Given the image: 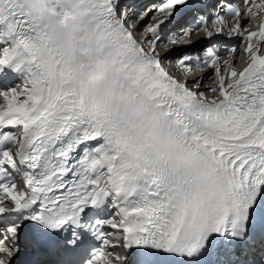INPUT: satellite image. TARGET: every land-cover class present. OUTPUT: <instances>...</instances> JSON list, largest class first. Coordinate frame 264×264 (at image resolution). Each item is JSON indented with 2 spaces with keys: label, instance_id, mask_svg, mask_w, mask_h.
Masks as SVG:
<instances>
[{
  "label": "snow or ice",
  "instance_id": "obj_1",
  "mask_svg": "<svg viewBox=\"0 0 264 264\" xmlns=\"http://www.w3.org/2000/svg\"><path fill=\"white\" fill-rule=\"evenodd\" d=\"M0 264H264V0H0Z\"/></svg>",
  "mask_w": 264,
  "mask_h": 264
},
{
  "label": "bare ground",
  "instance_id": "obj_2",
  "mask_svg": "<svg viewBox=\"0 0 264 264\" xmlns=\"http://www.w3.org/2000/svg\"><path fill=\"white\" fill-rule=\"evenodd\" d=\"M149 0H124L125 4L133 5L137 11L143 9ZM151 4V3H150Z\"/></svg>",
  "mask_w": 264,
  "mask_h": 264
},
{
  "label": "rangeland",
  "instance_id": "obj_3",
  "mask_svg": "<svg viewBox=\"0 0 264 264\" xmlns=\"http://www.w3.org/2000/svg\"><path fill=\"white\" fill-rule=\"evenodd\" d=\"M146 6V5H145ZM144 8V7H143Z\"/></svg>",
  "mask_w": 264,
  "mask_h": 264
}]
</instances>
